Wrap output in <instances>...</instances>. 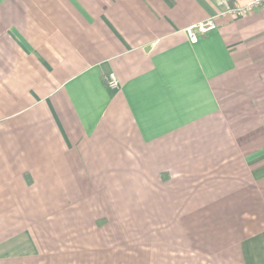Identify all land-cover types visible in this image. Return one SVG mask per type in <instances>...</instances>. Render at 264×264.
I'll list each match as a JSON object with an SVG mask.
<instances>
[{"label":"crops","instance_id":"obj_1","mask_svg":"<svg viewBox=\"0 0 264 264\" xmlns=\"http://www.w3.org/2000/svg\"><path fill=\"white\" fill-rule=\"evenodd\" d=\"M0 264H264L263 9L0 0Z\"/></svg>","mask_w":264,"mask_h":264},{"label":"built area","instance_id":"obj_2","mask_svg":"<svg viewBox=\"0 0 264 264\" xmlns=\"http://www.w3.org/2000/svg\"><path fill=\"white\" fill-rule=\"evenodd\" d=\"M218 3L223 6V12L232 16H241L253 12L256 8H261L264 11V0H218ZM216 23L214 19L208 18L203 21L194 23L186 28V34L190 42H196L198 38L208 31L214 29ZM107 85L117 87L118 82L113 75L107 81Z\"/></svg>","mask_w":264,"mask_h":264},{"label":"rangeland","instance_id":"obj_3","mask_svg":"<svg viewBox=\"0 0 264 264\" xmlns=\"http://www.w3.org/2000/svg\"><path fill=\"white\" fill-rule=\"evenodd\" d=\"M135 236H136V235H135ZM138 245L140 246V243H139ZM135 251H136V250H135ZM135 251H134V252H135Z\"/></svg>","mask_w":264,"mask_h":264}]
</instances>
